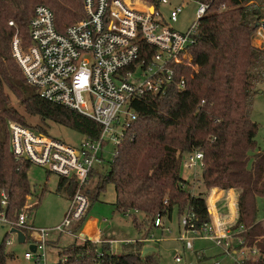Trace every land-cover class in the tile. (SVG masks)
Segmentation results:
<instances>
[{"label": "trees", "instance_id": "1", "mask_svg": "<svg viewBox=\"0 0 264 264\" xmlns=\"http://www.w3.org/2000/svg\"><path fill=\"white\" fill-rule=\"evenodd\" d=\"M142 1L159 7L160 0ZM197 1L209 7L198 21L195 42L189 49L191 61L177 72L178 77H184V87H170L165 94H144L133 99L136 119L109 162V170L92 169L90 178L95 177L94 184L84 192L92 203L107 184H113L114 211L128 216L139 229L147 225L144 238L150 236L156 216L170 219L174 209L180 217L193 212L196 226L209 223L205 193L192 194L189 181L182 175L185 155L199 151L205 187L238 190L237 215L231 230L240 226L235 235L241 245L257 250L256 258L244 264H264V223L257 219L255 207L256 197H264V150L257 149V125L250 119L253 94L264 81V49L251 43L254 24L264 15V0ZM37 4L52 10L59 32L85 17L82 0H0V212L11 222H16L23 210L29 215L38 204L27 206L32 194L27 175L31 163L16 160L11 153L8 121L44 135L48 134L46 123L50 121L91 140L101 130L89 117L41 98L26 82L13 56L11 41L17 33L24 47L30 43L28 24ZM222 5L224 9L219 10ZM26 115L38 117L40 123L31 125ZM65 185L71 197L76 183L59 177L58 190ZM220 192L214 190L210 200L219 197ZM229 209L232 221L233 199ZM13 228L29 238L25 228L12 226L8 233ZM77 229L76 226L74 230ZM7 240L8 237L0 244V264L13 257L5 251ZM143 247L142 239L122 241L114 252L108 242L86 239L59 250L61 259L55 264H161L157 250L142 254Z\"/></svg>", "mask_w": 264, "mask_h": 264}, {"label": "built area", "instance_id": "2", "mask_svg": "<svg viewBox=\"0 0 264 264\" xmlns=\"http://www.w3.org/2000/svg\"><path fill=\"white\" fill-rule=\"evenodd\" d=\"M82 2L85 17L67 26L64 32L56 29L54 14L48 6L35 5L28 24L30 43L24 47L17 34L11 41L13 56L26 82L41 98L89 117L101 127L97 138L82 139L74 146L8 121V144L16 160H27L76 183L65 216L53 227H36L29 223L25 210L16 222L9 221L0 212L1 226L28 231L29 238L25 240L36 249L25 252L24 256L37 263L44 258L52 232L95 243L103 241L82 234L89 208L84 190L95 162L105 154L111 159L117 155L136 119L131 106L135 97L165 94L170 87L178 90L184 87V77L182 74L178 77L177 72L180 66L191 61L189 49L195 42L198 21L209 7L197 0H182L183 3L170 7L165 16L161 9L170 0H160L159 7L142 2L143 9L134 7L129 0ZM184 3L195 5L194 15L189 18L186 29L177 30L172 24L178 21ZM223 9L222 5L219 10ZM8 23L13 25L12 21ZM251 43L264 49V15L254 24ZM107 144L111 149L104 151ZM196 166L202 167V153L186 154L182 167L191 171ZM221 192L228 195L227 213H222L217 206L222 196L210 200L213 195L210 192L205 196L210 222L196 226L194 213H185L179 221V239L187 249L193 247L195 239L209 240L232 264H244L245 260L256 258L257 250L241 245V239L235 235L241 230L240 226L231 230L236 218L229 220V203L233 199L236 207L235 195L234 192L231 195L230 189ZM1 204H5L4 199ZM161 218L155 217L154 227L160 226ZM76 226L78 229L74 230ZM175 260L180 262L181 257L176 256ZM215 264L221 263L216 261Z\"/></svg>", "mask_w": 264, "mask_h": 264}, {"label": "rangeland", "instance_id": "3", "mask_svg": "<svg viewBox=\"0 0 264 264\" xmlns=\"http://www.w3.org/2000/svg\"><path fill=\"white\" fill-rule=\"evenodd\" d=\"M132 1L136 4L139 3L135 0ZM141 2L145 3V1L142 0ZM180 3H183L182 0H170L169 4L162 6L161 10L163 14L167 16L170 7ZM184 4L185 7L180 13L178 21L172 24L173 28L177 30L186 29L189 18L194 15L195 5L192 3ZM11 101L20 111L22 110L16 99L12 98ZM250 119L257 125L254 137L257 149L264 150V81L257 86L256 92L253 94ZM25 120L31 125L40 123L39 118L34 116L26 115ZM46 125L48 126L47 135L59 139L64 143L77 146L83 139V135L79 132L64 125L50 121H47ZM105 147L104 151L111 149L110 144H107ZM104 151H102V153H104ZM104 157V162H101L99 165L98 162H96L94 165L95 169L98 167V171L105 172L109 170L111 156L105 154ZM97 170H94V172H97ZM27 175L32 190V194L27 200V206L30 207L36 203L38 204L30 209L28 217L30 216V218L33 219V224L36 227H45L58 223L66 212L69 203L67 186H61L60 190H58L59 176L54 172H50L34 164H31L28 168ZM182 175L189 181L188 189L192 194L204 192L205 196H207L216 189L220 191L225 190L218 187L206 188L201 180V168L199 166H196L191 171H187L183 168ZM94 181L95 177H91L85 187H92ZM230 192L232 195L234 192L236 200L238 190L231 188ZM221 193L222 192L219 194ZM220 196L222 197L217 202V206L220 207L222 213H227L228 210L225 203L227 202L226 197L228 195L227 193H222ZM114 201V186L113 184H107L105 191L100 193L97 200L92 203L89 201L86 218L96 219L97 228L102 232L104 237L112 238L114 243L118 242L116 244L113 243L116 246H118L121 241L127 239H142L144 241V239H146L144 235L147 225L140 226V229L135 227L128 216L114 211ZM255 207L257 219L264 222V197H256ZM180 218L177 209H174L171 218L162 217L160 226L151 228L149 233L150 236L144 241V246L149 245L156 248L160 256L161 264H215L216 261H219L221 264H232L231 259L224 256L221 250L209 240L195 239L192 242L193 247L191 249L185 248L184 241L179 239L181 235L179 234L180 226L178 225ZM139 221H141L140 218ZM166 228L168 229L166 230ZM8 231L9 229L7 226L0 225V244L6 237L11 239V244H7L8 242L5 243V251L13 254V257L7 260V264H55L61 259L59 250H63L66 246L74 242H83L86 240L63 233L61 234L59 245L57 244L56 247H47L45 249L44 258L37 263L33 259H26L24 256L25 252L29 251L28 244L19 243L17 234L13 232L8 233ZM133 241L134 240L124 242ZM176 256L181 257L180 262H176Z\"/></svg>", "mask_w": 264, "mask_h": 264}, {"label": "crops", "instance_id": "4", "mask_svg": "<svg viewBox=\"0 0 264 264\" xmlns=\"http://www.w3.org/2000/svg\"><path fill=\"white\" fill-rule=\"evenodd\" d=\"M250 113H251V111H250ZM104 159H103V161H101L100 159H98L96 162H98V165L100 164V162H104L105 161V157H103ZM95 162V163H96ZM94 169V168H93ZM98 169V167L96 168V169H94V170H97ZM94 170H93V172H94ZM98 171V170H97ZM89 180H90V177H89ZM89 182V181H88ZM68 197V202H70V196H67ZM68 206H69V203H68ZM68 206H67V209H68ZM229 211H230V209H229ZM66 212H67V210H66ZM66 212L64 213V215H63V217L65 216V214H66ZM236 215H237V211H236V207H235V218H236ZM63 217H62V219H63ZM61 219V220H62ZM61 220L58 222V223H60L61 222ZM28 222L29 223H31V224H33V219L32 218H30V216L28 217ZM58 223H56V224H58ZM56 224H54V225H50V226H45V227H53V226H55ZM34 225V224H33ZM9 229V228H8ZM168 228H166V230H167ZM181 233V229H179V234ZM82 234H85V235H87L88 236V238H92V239H97V238H99V239H101V240H103V241H107V240H113L112 238H106V237H104V235L102 234V232L97 228V220L96 219H94V218H85V221H84V223H83V226H82ZM60 239H61V234H57V233H55V232H52L51 234H50V236H49V239H48V241H47V243H46V248L47 247H49V246H57V244L59 245V243H60ZM130 240H137V239H127V240H124V241H130ZM153 240V239H152ZM205 240V239H204ZM116 241H118V240H116ZM8 242V243H7ZM6 243L7 244H11V239H9L8 238V241H7ZM122 242V241H121ZM20 243V242H19ZM24 243H29L28 241H26L25 240V242ZM114 243V242H113ZM111 244V248H112V250L115 252V251H117L118 249H119V245L118 246H116V245H114V244H116V243H118V242H116V243H114V244ZM146 246V245H145ZM149 246V245H148ZM59 247V246H58ZM154 247V246H153ZM222 253V252H221ZM6 264H7V262H6Z\"/></svg>", "mask_w": 264, "mask_h": 264}, {"label": "water", "instance_id": "5", "mask_svg": "<svg viewBox=\"0 0 264 264\" xmlns=\"http://www.w3.org/2000/svg\"><path fill=\"white\" fill-rule=\"evenodd\" d=\"M10 231L17 234L18 242H20V243L25 242V234L21 230L13 228ZM28 249L34 252L36 248H35L34 244L29 243ZM155 250H156V248L153 246H144L142 249V254H145V253L150 252V251H155Z\"/></svg>", "mask_w": 264, "mask_h": 264}, {"label": "bare ground", "instance_id": "6", "mask_svg": "<svg viewBox=\"0 0 264 264\" xmlns=\"http://www.w3.org/2000/svg\"><path fill=\"white\" fill-rule=\"evenodd\" d=\"M133 4L134 7L136 8H140V9H143L144 8V5L142 4L141 0H135V1H138L139 2V5L134 3L132 0H130Z\"/></svg>", "mask_w": 264, "mask_h": 264}]
</instances>
